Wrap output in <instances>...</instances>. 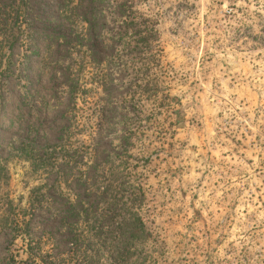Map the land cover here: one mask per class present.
<instances>
[{"label": "rangeland", "instance_id": "1", "mask_svg": "<svg viewBox=\"0 0 264 264\" xmlns=\"http://www.w3.org/2000/svg\"><path fill=\"white\" fill-rule=\"evenodd\" d=\"M89 147L141 174L150 262L264 264V0H0V264H93L49 217L60 192L95 202L72 178Z\"/></svg>", "mask_w": 264, "mask_h": 264}, {"label": "trees", "instance_id": "2", "mask_svg": "<svg viewBox=\"0 0 264 264\" xmlns=\"http://www.w3.org/2000/svg\"><path fill=\"white\" fill-rule=\"evenodd\" d=\"M126 2L124 5H126ZM129 5L125 6L131 8ZM135 15V14H134ZM124 20H130L134 23L132 30L136 35H142L154 32V29L148 26L141 27L137 24L134 16L128 17V14L121 16ZM10 25V24H9ZM12 28V27H11ZM129 32V29H127ZM11 39V37L8 36ZM80 87L75 83L72 88V94L75 96ZM127 114L123 118L125 130L123 139L126 142L133 133L132 118ZM63 147L54 146L50 150L45 149L40 157V163L45 173L53 171L49 165L54 162L62 161V158H52L49 155L56 150H62ZM48 150V152H47ZM128 150H124L126 153ZM103 152L93 153L89 147L87 156L83 160L85 173L73 176L83 181L84 190L88 195H94L95 202L89 204L86 200L79 199L78 202L69 197L65 192H60L61 204L65 208L49 214L50 218H58L60 226L63 228V239L67 245L75 247L76 251L84 258L85 262L93 264H153L150 262L152 246L157 245L154 241L152 230L147 227L149 221L147 210V192L142 185L141 174H135L129 165V159L126 155L116 156L115 152L105 151V162H97V156ZM119 157V158H118ZM27 159L33 160L31 155ZM50 159V160H49ZM47 161H52L48 163ZM76 164V162H74ZM95 167V174L92 168ZM47 178L44 184L34 186L28 190L24 196L25 203L20 211L23 218L13 219L7 225L16 232L29 234L28 228L30 217L34 216L37 208L43 209L50 198L46 197L41 189L46 186ZM56 189H61V184H48ZM87 195V194H86ZM26 215L29 218H26ZM35 249H41L40 238L34 241ZM38 261L41 260V253L33 254ZM55 260L44 261V264H54ZM43 263V262H41Z\"/></svg>", "mask_w": 264, "mask_h": 264}]
</instances>
